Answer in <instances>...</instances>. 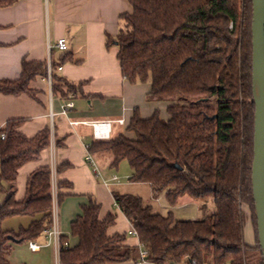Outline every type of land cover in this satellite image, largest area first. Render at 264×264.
I'll use <instances>...</instances> for the list:
<instances>
[{"label": "trees", "instance_id": "trees-1", "mask_svg": "<svg viewBox=\"0 0 264 264\" xmlns=\"http://www.w3.org/2000/svg\"><path fill=\"white\" fill-rule=\"evenodd\" d=\"M15 1L0 0V7ZM128 1L132 11L119 17L118 33L107 41L108 47L118 46L124 78L130 83L150 82L149 98L198 95L202 102L172 103L166 119L159 110L143 118L135 109L127 126L133 137L121 133L94 140L89 150L112 155V167L127 161L132 168L129 180L148 183L155 197L164 192L171 206L188 195L201 209L210 202L214 208L203 218L177 219L172 210L154 211L140 195L115 191L116 204L148 254L137 257L138 248L125 243V234H110L116 214L100 218L101 205L91 200L71 224L78 244L71 246L68 236L60 238V264L130 259L154 264H264L251 180L252 0ZM48 63L24 58L19 78L0 79V93L35 97L30 84L38 76L48 78ZM51 65L55 94L68 99L83 93L86 81H69L56 72L58 62L51 59ZM23 121L9 120L0 127V194H5L0 204V264H12L14 243L36 240L53 224L50 165L32 171L24 198H16L20 168L38 160L52 137L49 126L27 137L20 130ZM245 206L251 212L253 243L244 237ZM14 216H28L30 223L18 230L5 229L3 221Z\"/></svg>", "mask_w": 264, "mask_h": 264}, {"label": "crops", "instance_id": "crops-1", "mask_svg": "<svg viewBox=\"0 0 264 264\" xmlns=\"http://www.w3.org/2000/svg\"><path fill=\"white\" fill-rule=\"evenodd\" d=\"M131 11L128 0H16L12 5L0 7V79L19 78L22 61L26 58L29 61L48 62L52 59L61 66L56 72L69 81H86L83 93L71 95L68 99L55 94L48 78L41 76L30 84L36 90L35 97L27 93H0V127H5L9 120L22 119L24 121L20 130L27 137H34L47 126L52 134L51 144L42 151L41 157L20 168L16 192L18 200L25 196L30 173L40 166L50 165L53 185L52 226L59 230L60 238L68 236L71 246L78 244V237L71 233V224L83 214L84 205L95 200L101 205L100 218H105L109 213L116 214V223L109 228V233L125 234V243L138 248V257L140 238L129 233L133 225L114 198L115 191L127 192H121L123 183L111 180L113 156L92 153L96 161L104 166L105 170L101 174L110 180L108 184L95 174L86 159L89 145L96 140L93 136V121L111 120L110 138H114L121 133L134 136L125 128L135 109L139 110L143 118L151 117L156 110L160 111L163 118L169 117L168 107L172 103L167 99L149 98L150 82L127 81L117 56L118 46H107L108 36L115 37L118 33L119 17ZM61 37L67 39L66 51L55 46ZM68 100H72L74 105L67 113H63V105ZM118 118H124L125 124L114 121ZM63 164L66 166L59 170ZM127 173L130 177L132 168ZM60 181L65 184L59 186ZM4 198L5 194L1 203ZM192 199L184 195L178 202L189 205ZM14 217H18L19 226H3L5 229L18 230L21 225L30 223L28 216ZM8 219L5 220L10 221ZM5 220L3 223H10ZM249 220L251 222V217ZM50 228L38 239L32 240L38 244L37 248H31L29 241V249L40 256L53 252L60 264V239L50 233ZM20 243L26 242L15 245ZM102 264L154 263L130 259Z\"/></svg>", "mask_w": 264, "mask_h": 264}, {"label": "rangeland", "instance_id": "rangeland-1", "mask_svg": "<svg viewBox=\"0 0 264 264\" xmlns=\"http://www.w3.org/2000/svg\"><path fill=\"white\" fill-rule=\"evenodd\" d=\"M202 96L198 95H175V96H168L167 100L171 103L175 104H188V105H196L202 102L200 99ZM212 105L216 106L215 102L212 101ZM127 130V127L125 128ZM126 134V133H124ZM102 172H104L105 168L102 164L97 162ZM113 170L110 169L111 176L117 175L118 180L123 183V190L127 193L140 195L143 197L144 201L148 204L153 205V209L156 212L161 213H168L169 210L173 211L174 217L177 219H199L205 217L210 211L213 210L214 204L212 202L209 203V206L206 210L200 208L199 202L192 199L189 205L177 203L175 206H171L166 198L164 192L160 193L158 197L153 195V190L148 183H134L129 181V176L127 175V171L131 170V167L127 161H122L117 167H112ZM118 181V182H119ZM53 191V185H52ZM3 198V194H0V203L1 199ZM183 202V201H181ZM244 237L245 241L248 243H253L255 241V235L253 231L252 224L249 220L251 217V212L247 206L244 207ZM18 218V217H17ZM17 218L11 217L6 222L10 223H3L4 227H12L17 228L19 224H17ZM20 220V219H19ZM53 225V224H52ZM13 244V250L10 256L12 264H58V259L52 252L51 255L45 254L44 256H40L38 254H34L29 249L28 242L20 243L18 245Z\"/></svg>", "mask_w": 264, "mask_h": 264}, {"label": "water", "instance_id": "water-1", "mask_svg": "<svg viewBox=\"0 0 264 264\" xmlns=\"http://www.w3.org/2000/svg\"><path fill=\"white\" fill-rule=\"evenodd\" d=\"M252 92L255 105L252 190L264 260V0H252ZM179 167V164L176 163Z\"/></svg>", "mask_w": 264, "mask_h": 264}, {"label": "built area", "instance_id": "built-area-1", "mask_svg": "<svg viewBox=\"0 0 264 264\" xmlns=\"http://www.w3.org/2000/svg\"><path fill=\"white\" fill-rule=\"evenodd\" d=\"M55 46L62 50V51H66L68 49V44H67V39L65 37H61L57 40ZM52 48V46L50 47ZM58 69H61V66L58 67ZM53 67L51 65V60H49L48 63V80L49 83L52 84V72H53ZM74 105V102L72 100H68L62 108V112L63 113H67L68 110ZM115 122L119 123V124H125V119L124 118H118L116 120H114ZM111 124L112 121L111 120H96L92 122V127H93V136L96 140H107L110 139V130H111ZM4 134H2V137L4 138ZM86 159L88 161V163L92 166L93 171L95 172L96 175L100 176L103 181L108 184L110 182V180H107L106 178H104L101 174V170L99 167V164L97 163L95 157L93 156L92 152H90V150L87 152V156ZM111 180L117 181L118 180V176L117 175H113L111 177ZM50 233L52 235H54L56 238L60 239V232L57 228L53 227L49 229ZM130 234H135L138 235L137 230L133 227L130 231ZM31 248H37L38 244H36L35 242L31 241L29 243ZM139 253L140 256L143 258L148 254L147 249L145 248V246L141 243L140 244V248H139ZM169 264H175V263H169Z\"/></svg>", "mask_w": 264, "mask_h": 264}]
</instances>
